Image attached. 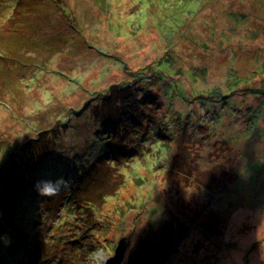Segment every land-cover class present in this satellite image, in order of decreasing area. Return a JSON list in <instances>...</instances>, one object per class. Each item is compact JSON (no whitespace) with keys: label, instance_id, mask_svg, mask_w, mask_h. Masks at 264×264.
<instances>
[{"label":"rangeland","instance_id":"1","mask_svg":"<svg viewBox=\"0 0 264 264\" xmlns=\"http://www.w3.org/2000/svg\"><path fill=\"white\" fill-rule=\"evenodd\" d=\"M154 1L0 0V264H105L122 237V264H264V0ZM113 85L134 138L93 115ZM108 130L141 153L82 213Z\"/></svg>","mask_w":264,"mask_h":264},{"label":"trees","instance_id":"2","mask_svg":"<svg viewBox=\"0 0 264 264\" xmlns=\"http://www.w3.org/2000/svg\"><path fill=\"white\" fill-rule=\"evenodd\" d=\"M207 1L208 0H160L159 3H184L185 7H177V4L175 5L174 10L176 13L181 12L183 9L185 13H188V11H190V13H195L194 11L200 8V5L193 3H206ZM156 2L157 0L154 1V3ZM108 92L109 97L105 98L103 104L95 107L93 106L94 117L104 123L107 129L110 130V128H113L115 131L114 133L122 129L126 130L128 128L127 126H131L133 130L132 137L134 138V133L137 132L138 126L142 125L145 121V116L142 115V113H138L140 105H138L135 98L132 97L129 88L127 90L126 87L122 86V88H117L116 85H113ZM139 97L138 94L137 98ZM146 102H148V98H144V103L146 104ZM147 105L151 106L150 104ZM147 123L151 125L152 121H147ZM109 130L106 147L96 155L84 173L74 181L71 187L69 200H72V203L69 204H72V209L74 208L72 206L77 205V209L81 208V210H83H80L82 213L87 212L90 214L91 210L101 208L107 198L114 195L118 189L125 184L126 177L122 167L127 165L131 159L141 153L138 149L131 148L127 151L130 156L124 157L128 155V153H120L123 145L120 143L119 139H116L117 134L113 135V137L109 135ZM40 134L42 135V133ZM32 141H34V138L30 139V142ZM91 181H94V183L97 182L99 187L98 193L95 196H91L88 193L87 187ZM80 196L84 198L83 200L86 201V204L80 200ZM94 248L92 247L91 249L89 246L91 251Z\"/></svg>","mask_w":264,"mask_h":264},{"label":"water","instance_id":"3","mask_svg":"<svg viewBox=\"0 0 264 264\" xmlns=\"http://www.w3.org/2000/svg\"><path fill=\"white\" fill-rule=\"evenodd\" d=\"M129 245L130 239L122 237L115 247L114 254L106 260L105 264H122Z\"/></svg>","mask_w":264,"mask_h":264},{"label":"clouds","instance_id":"4","mask_svg":"<svg viewBox=\"0 0 264 264\" xmlns=\"http://www.w3.org/2000/svg\"><path fill=\"white\" fill-rule=\"evenodd\" d=\"M44 194H50V193H48L47 191H45Z\"/></svg>","mask_w":264,"mask_h":264}]
</instances>
